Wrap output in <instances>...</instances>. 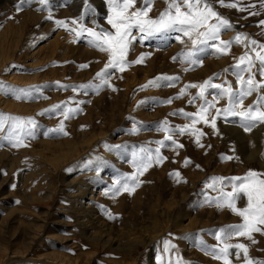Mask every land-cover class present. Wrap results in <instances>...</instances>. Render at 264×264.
<instances>
[{
  "label": "rangeland",
  "instance_id": "1",
  "mask_svg": "<svg viewBox=\"0 0 264 264\" xmlns=\"http://www.w3.org/2000/svg\"><path fill=\"white\" fill-rule=\"evenodd\" d=\"M169 2L150 0L147 5L151 7L149 17L159 18L168 9ZM212 3L233 25V29H222L220 33V40L233 41L227 54L217 51L219 41L197 44L194 48L191 41L176 30L152 34L139 32L140 38L145 40L132 41L127 55L129 66L124 72L110 69L109 83L102 84L97 73L104 69L108 54L90 44L92 38L87 33L77 37L75 32L58 27L56 22H67L69 29L79 30L83 25L96 31L111 30L107 22V0H48L47 4H41L40 0H25L19 12L16 5L20 0H0V42L4 43L14 33L17 41L8 68L0 70V119L16 117L25 121L17 129L14 121L5 120L4 129L0 131V185L5 177L9 178V183L0 187V221L4 218L5 224L10 222V227H16L13 223L33 222L43 206L50 207L51 213L47 217L48 230H43L42 237L28 252L31 260L9 263L7 259L3 264H45V258L54 257V252L59 253L57 258L79 264H115V261L126 258L127 262H132L134 257L138 258L134 264H223L208 254L209 249L222 247L215 238L219 229L239 224L242 218L227 207L221 209L216 198L223 195L221 188L225 193L232 191L230 178L243 177L249 170L264 173V123H257L246 132L239 117L225 119L222 111L217 117L216 109L223 110L230 101L239 100V58L246 52L254 58L253 47L264 54V50L258 47L264 44V26L260 23L264 20V8L260 6L261 0H240V7L246 8L245 11L221 7L216 0ZM252 4L256 7L249 8ZM145 6L146 0H136L134 7L141 9ZM251 12L258 14L251 15ZM72 20L79 23L73 25ZM21 28L23 32L17 34ZM231 31L234 32L232 35ZM136 32L138 29H133V33ZM241 33L249 41L256 40L257 45L249 42L245 47L235 43L234 38ZM179 35L183 43L175 38ZM173 43L179 48L168 50ZM57 44L61 46L55 48ZM94 49L97 56L92 52ZM190 51L195 63L186 59ZM142 54L145 55L143 63H131ZM254 62L256 79L264 80L258 71L259 62ZM84 64L88 67L81 68L80 65ZM248 75L244 73L245 79ZM161 77L178 79H160L156 86L149 84ZM206 81L209 85L205 87L203 97L199 87L186 88L193 84L203 85ZM229 86L233 89L231 98L223 91ZM20 88L30 89L31 98L16 99L13 89ZM182 90L185 91L183 96L180 95ZM262 96L264 89L244 97L243 107L257 106ZM118 97L121 108L115 110ZM168 100L172 102L167 103ZM192 100L194 102L189 103ZM10 101L20 105L21 109L29 108L28 113L32 111L33 114L15 113L16 110L9 106ZM206 102L214 104L207 116L209 120L215 117V130L202 121L192 125V119L184 115L199 112ZM260 106L264 107V101ZM29 119L35 121L34 125L27 123ZM61 123L63 132L53 131ZM184 125L203 131L200 143L204 147L197 145L196 137L190 132H178V128ZM165 128L169 130L165 131ZM92 132L98 134L94 142L83 145L86 153L89 149L92 153L96 144L95 161L85 155L59 169L53 168L55 160L52 159L58 151L53 144L48 145L46 139L54 143L63 140L73 143ZM17 136L23 146L13 147ZM168 136L172 140H168ZM161 141L163 145L159 143ZM172 141L183 147L177 148ZM157 148L161 156L167 157L163 163L155 162ZM107 151L112 157H107ZM229 156L233 159H224ZM148 157L153 158V163L140 175L137 166L146 163ZM185 160L190 161L187 166ZM177 172L179 176L175 175ZM81 173L89 175L82 176ZM134 175L140 181L134 192L113 193L114 186L119 187L117 181L132 186L134 182L128 178ZM221 177L225 178L222 182H215V178ZM82 181L88 189L97 190L88 196L93 197L89 210L98 224L108 229L113 226L114 232L119 234L128 231V225H132V231L141 224L152 222L150 237L161 238L152 245H148V239L144 244L137 243L134 249L128 248L133 245L118 249L117 244L97 247L95 241L86 237L80 224V218L89 210L80 204L81 198L73 196L72 187ZM24 184L26 194L22 190ZM32 189L36 191L35 198L40 200L28 198L34 192ZM101 189L104 193L100 194ZM244 206L246 198L237 202V207ZM108 213L115 219H109ZM59 220L66 223L60 225ZM48 235L51 238L46 237ZM254 238L255 244L245 237H233L229 243L248 245L250 258L264 261V235L254 233ZM17 241L24 249V236ZM158 244L160 250L156 251ZM19 246H15L17 257ZM193 249L197 258L192 255ZM231 251L235 252L234 249ZM87 253L94 255L89 263ZM230 259L232 264H245L243 253L239 259L235 255Z\"/></svg>",
  "mask_w": 264,
  "mask_h": 264
},
{
  "label": "snow or ice",
  "instance_id": "2",
  "mask_svg": "<svg viewBox=\"0 0 264 264\" xmlns=\"http://www.w3.org/2000/svg\"><path fill=\"white\" fill-rule=\"evenodd\" d=\"M48 0H40L41 4H47ZM136 0H107L108 16L107 22L111 26V30L101 29L96 31L92 28H86L83 25H80L79 30L76 28H68V23L65 21H57L58 27H63L69 31L76 33L77 37L81 36L83 33H87L92 39L89 41L94 47L99 49L102 52L108 54V62L105 64L104 69L97 73V78L102 81V84H108V73L110 69H118L119 71H124L126 67L129 66V61L127 60V55L130 50V46L135 37H133V29H138L142 34H152L165 32L169 30H176L181 33L184 37H187L193 47L195 48L197 44H206L208 41H219V44L216 45L218 52L222 54H227L233 41H224L220 40V33L222 29L231 28L232 25L228 19L221 16V14L214 8L212 0H170L168 9L162 12L157 19L149 17V12L151 7L147 6L150 0H146V6L141 9H135ZM25 3V0H20V4L16 5V10L19 12L22 10V5ZM216 3H219L221 7L239 9L240 11H245L246 8L240 7V0H216ZM183 5V7H182ZM262 8H264V0H261ZM249 8H255L256 5L252 4L248 6ZM251 15H257V12H251ZM51 19V16H49ZM215 21V22H213ZM73 25H77L79 22L77 20H72ZM261 25L264 26V20H262ZM177 40L181 39V36L176 37ZM235 43L244 44L247 47V43L250 42L251 45L256 46V40H250L249 38L241 33L238 34L235 38ZM259 49L264 50V44L258 45ZM255 52V57L253 58L247 52L245 55L239 58V63L237 67L239 72L237 73L238 81L241 85L239 92V100L235 103L230 101L229 106L223 110L216 109V116H220L221 111L224 114V118L227 119L228 116H236L240 118L241 125L244 128V131L249 132L257 123H264V107H261V102L264 101V96L260 97L257 101V106H250L248 108L243 107V99L251 95L253 92L260 89H264V80H257L256 75L253 72V68L256 67L254 61L259 62V73L264 77V54L261 51H257L255 47L251 49ZM193 52H188L186 54V59L189 62L195 63L196 61L192 60ZM145 55H141L135 61L131 63L140 64L143 63ZM175 59V58H174ZM81 68H87L88 65H80ZM244 73H248V78L245 79ZM163 79L167 81H172L178 79V77H161L157 80L150 81L149 84L156 86L157 81ZM209 85V82L206 81L203 85H188L187 87H199L200 96L203 97L205 87ZM110 86V85H109ZM87 87V86H81ZM143 87H147L143 86ZM214 87H221L220 85H214ZM116 89L113 87V91ZM16 93L15 98L18 100L29 99L31 98L30 89H13ZM224 94L228 95L230 98L233 94V89L231 86L225 88ZM185 91L182 90L180 95L183 96ZM179 98V97H177ZM195 99V98H194ZM171 103V100L166 101ZM194 100L189 101L193 103ZM58 107V106H56ZM214 104L207 103L206 106H202L197 113H185V116H188L192 119V125L196 123L203 122L214 130L216 129L215 117L211 120L208 119L207 113L208 110L213 108ZM67 118V113H65ZM12 120L15 122V127L20 129L25 121L21 118L16 117H4L0 119V131L4 129V121ZM27 123L33 124L35 121L28 120ZM165 131L169 129L165 128ZM53 131L63 132V123H61L58 129ZM137 131V129H133ZM190 132L191 135L196 137V143L200 147H204L200 143V138L204 135L202 130L195 129L190 125H184L178 128V132L183 134L184 132ZM30 134V133H29ZM67 135V133H64ZM168 140H172L171 136L167 137ZM177 148H182L183 145L172 141ZM163 145V142H159ZM13 147L23 146V141L16 137L15 142L12 144ZM156 163H163L167 157L161 156L160 149L156 150ZM224 159L231 160L233 157H224ZM147 162H141L137 166V171L140 175H143V171H146L148 167H151L153 163V158H146ZM190 161L185 160V165L189 164ZM176 176H179V173H175ZM225 178H215V182H222ZM231 179V192H221L223 195L216 198L217 204L221 207H227L235 215L242 218V222L235 225H230L228 228L219 229V234L216 235V239L220 241L222 247H213L209 249L208 254L212 255L214 259L223 261V264H232L230 257L235 255L237 259L240 258L241 253H243L245 264H264V261L253 260L249 256V247L244 243H229L233 237H245L247 240L251 241L252 244L257 243L254 238V233H260L264 235V173L257 172L254 170H249L247 174L243 177H232ZM128 180L134 182L132 186H129L128 182L120 184V181H117L119 187L112 189L114 194H119L121 191H127L132 193L135 191V188L139 186V179L137 176L129 177ZM246 198V206L237 207V202ZM109 219H115L111 213H108ZM235 250L232 252L231 250Z\"/></svg>",
  "mask_w": 264,
  "mask_h": 264
},
{
  "label": "bare ground",
  "instance_id": "3",
  "mask_svg": "<svg viewBox=\"0 0 264 264\" xmlns=\"http://www.w3.org/2000/svg\"><path fill=\"white\" fill-rule=\"evenodd\" d=\"M233 26V25H232ZM233 29V28H231ZM15 30V29H14ZM23 29L21 28V30H19L18 33L21 34V31ZM12 31V29H11ZM3 32V31H2ZM15 32V31H14ZM23 32V31H22ZM234 32L231 31V35ZM1 34V33H0ZM6 35V34H5ZM12 35V34H11ZM229 35V33L227 34ZM19 36V35H18ZM180 36V35H179ZM7 37V36H6ZM11 38H9L8 40L6 39L4 43L0 42V70H3L5 68H8V63L12 60V53L15 52V49L13 47L16 46L17 41L15 40V33L13 36H10ZM133 37H135L134 39H140L141 41H144L145 38H140L139 36V30L136 33H133ZM177 36H175L176 38ZM18 38V37H17ZM133 39V40H134ZM2 40V35H0V41ZM61 44V43H60ZM60 44L55 45L54 47H58ZM66 44V43H65ZM70 45V44H69ZM68 45V46H69ZM140 45V44H139ZM154 45V44H153ZM61 46V45H60ZM17 47V46H16ZM15 47V48H16ZM12 48V49H11ZM179 47H177L176 43H173L168 50H177ZM66 49V48H65ZM154 49V48H153ZM184 49V48H183ZM92 50V49H91ZM155 50V49H154ZM152 50V51H154ZM54 51V50H52ZM97 51V50H96ZM96 51L94 49L93 54L95 56H97ZM91 52V54H92ZM102 52V51H101ZM53 54V53H52ZM92 54V55H93ZM104 54V53H103ZM102 54V55H103ZM99 56V55H98ZM124 72V71H123ZM131 73V72H130ZM123 74V73H122ZM116 76V74H114ZM125 75V74H124ZM123 75V76H124ZM128 75V74H127ZM132 75V74H129ZM134 75H132L131 77H133ZM113 77V76H112ZM124 78V77H123ZM128 78V77H127ZM24 80V79H23ZM125 79H123L124 81ZM125 82V81H124ZM119 98V97H118ZM8 103V100L5 101V104ZM10 108H13L12 110H16L15 113H20V115L25 114V115H30L32 113V111L30 113H28V110L30 111L29 108H27L28 110H24L21 109L19 106L20 105H16L14 104V102L12 103V101H10ZM16 103V101H15ZM20 103V102H19ZM36 106V105H34ZM121 101L120 98L117 100V102L115 103L114 107L115 110L121 108ZM15 107V108H14ZM30 107V106H29ZM33 107H31L32 109ZM120 110V109H119ZM36 111V110H35ZM33 114V113H32ZM95 132L92 133H88L86 134L82 140H78L79 142H73L70 143L68 142V140H63V141H59L58 143H54L53 140L50 139H46V143L48 145L53 144V147L56 149V151H58L57 155L55 153V157L52 160H55L52 165L54 169H59L63 164H66L68 162L71 161H75L76 159H79L80 156H85L88 155L90 157V159L92 160H96V151H98L96 148V144L95 146L93 145L95 151H93L92 153H94V155L92 153H89L92 149H89V151L86 153V146L85 145H90L91 143L94 142V139L96 137ZM98 142V141H97ZM85 144V145H83ZM54 150V149H53ZM85 151V152H84ZM84 152V155H81ZM109 152V153H108ZM89 153V154H88ZM4 154V152H3ZM107 157L110 158L112 157V153L110 151H107ZM6 155V154H4ZM13 157V156H12ZM248 157H251L248 156ZM13 159L15 160H19L18 157H14ZM93 161V162H94ZM17 162V161H15ZM89 162V161H88ZM28 166V165H27ZM29 167V166H28ZM27 168V167H25ZM12 170V168H10V171ZM148 171V170H147ZM146 171V172H147ZM100 170L97 172L99 173ZM82 174V173H81ZM89 174L87 173H83L82 176H88ZM2 182V181H1ZM83 182V181H82ZM9 183V178L5 177V179L3 180V182L1 183L0 187L2 186L3 188ZM25 188V184L22 186V190ZM73 188V196L74 197H79V199L81 198V205L84 206L85 209L89 210V208H92L91 206V200L93 199V197H89L88 194L90 193V195H92L94 192L96 193L97 190L96 189H91V188H87L85 181L83 183H81L80 185L74 186ZM2 189V188H1ZM35 189V188H34ZM32 189V191L34 190ZM107 189V188H106ZM27 190V189H26ZM23 194H26L25 191L23 190ZM104 193V190H100L99 192ZM53 194V193H52ZM36 195V191L34 190V192H31L30 195H28L32 201H37L40 200L41 198H35L37 196ZM25 196V195H23ZM50 196V195H49ZM83 199V200H82ZM27 200V198H26ZM52 205V204H51ZM41 207V206H40ZM44 207V206H43ZM42 207V210H40V212H38V215H36L35 220H33V222L31 223H27V224H23L19 221V223H13L16 224V227H10L9 225V218L8 215L6 217V219L8 220L7 222H9L8 224L6 223V220L3 218V222L0 221V264H3L4 261H6L7 259H9V263H14L15 261L20 260L21 262H25V261H29L31 260L30 258H28V252L29 250L37 243V241H39V239L42 237V232L47 231L48 230V221H47V217L51 214L49 208L50 207ZM90 212V213H89ZM89 212H85L82 216V218H80V224L81 227L83 228V232L85 235H87L86 237L92 241H95V245L97 247H99V245H116V248L118 249H122L123 246H132V247H128L129 249H134L135 247H137V243H145L147 241V239L149 240L148 245H152L154 242H156V240L160 239L161 236H158L157 238L154 237H150V231L153 229L152 228V222H148V224H141V226H138L136 229L131 231V226L132 225H128V231L123 230L121 233H115L113 226L108 228H105L104 226H102L101 224H98V221H95V217H93V214H91V211L89 210ZM12 215V214H10ZM11 218V217H10ZM17 219H15L16 222ZM11 221V220H10ZM14 222V221H13ZM60 225H62L63 223H66L63 220H59L58 222ZM192 223H194V221L192 220ZM5 224V225H4ZM98 224V226H97ZM137 225V224H134ZM14 226V225H13ZM155 227V226H154ZM126 231V232H125ZM105 233V234H104ZM21 234V235H20ZM23 237L24 236V249H22L19 244L17 239L19 237ZM46 237H50L49 235ZM51 238V237H50ZM54 238V237H53ZM167 238V237H166ZM15 242H14V241ZM166 242V241H165ZM167 243V242H166ZM126 244V245H125ZM15 246H19L20 247V253L18 254L19 256L17 257L15 254L17 253L15 251ZM157 249L156 251L160 250L159 244L156 246ZM161 247V245H160ZM99 249V248H98ZM95 250L96 252L98 251ZM161 252V251H160ZM167 252V250H166ZM165 252V253H166ZM12 254V255H10ZM59 253L54 252V257H46L45 260V264H79L77 261L71 262L68 259L65 258H57L59 257L58 255ZM196 250H192V255L193 257H196ZM10 255V256H9ZM87 263H89V261L91 260V258L94 256H92L90 253H87ZM133 255V254H132ZM160 256V254H159ZM163 257V256H162ZM133 258V257H132ZM197 258V257H196ZM125 259V258H124ZM137 257H134L132 262H127L126 260H128L127 258L123 261H115V264H134L137 261ZM55 261V262H52ZM179 261V260H178ZM158 262H150V264H157ZM159 264V263H158ZM169 264V263H167Z\"/></svg>",
  "mask_w": 264,
  "mask_h": 264
}]
</instances>
